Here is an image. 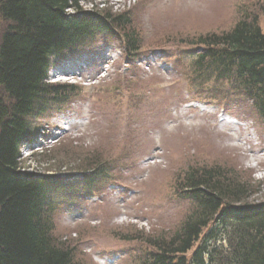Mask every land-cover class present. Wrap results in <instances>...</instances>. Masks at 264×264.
Returning <instances> with one entry per match:
<instances>
[{"label":"rangeland","instance_id":"1","mask_svg":"<svg viewBox=\"0 0 264 264\" xmlns=\"http://www.w3.org/2000/svg\"><path fill=\"white\" fill-rule=\"evenodd\" d=\"M131 1L95 4L119 13ZM127 10L142 38L136 58L123 53L122 31L51 57L48 82L67 85L60 73L73 69L78 92L31 118L32 138L21 151L28 171L61 181L45 211L74 264H142L156 251L152 242L194 211L181 188L196 168L220 166L248 185L249 202L264 201V121L238 83L197 77L202 48L190 43L244 18H256L264 32V0H136ZM4 27L0 18V35ZM70 116L82 123L54 137ZM227 238L221 228L214 243L226 247Z\"/></svg>","mask_w":264,"mask_h":264},{"label":"trees","instance_id":"2","mask_svg":"<svg viewBox=\"0 0 264 264\" xmlns=\"http://www.w3.org/2000/svg\"><path fill=\"white\" fill-rule=\"evenodd\" d=\"M96 1L0 0V264H74L72 250L55 243L53 217L45 211L56 183L28 171L20 147L32 138L31 118L78 92L76 85L48 82L51 57L116 31H122L126 54L139 52L142 38L130 10L114 13ZM86 2L95 8L85 10ZM190 43L202 48L197 77L238 83L264 121V32L258 20L244 18L228 32ZM181 189L194 211L171 236L152 242L156 251L142 264H189L187 254L197 243L192 264H264V201L249 202L246 183L220 166L202 167L185 175ZM212 223L216 228L206 232ZM221 228L227 248L214 243Z\"/></svg>","mask_w":264,"mask_h":264},{"label":"bare ground","instance_id":"3","mask_svg":"<svg viewBox=\"0 0 264 264\" xmlns=\"http://www.w3.org/2000/svg\"><path fill=\"white\" fill-rule=\"evenodd\" d=\"M48 175V174H47ZM42 176H44V175H42ZM48 176H50V175H48Z\"/></svg>","mask_w":264,"mask_h":264}]
</instances>
